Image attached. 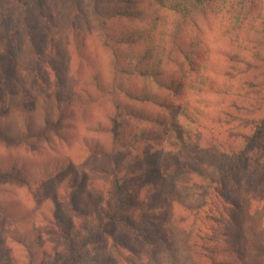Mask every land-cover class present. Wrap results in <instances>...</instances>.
<instances>
[{
  "label": "rangeland",
  "instance_id": "374dc122",
  "mask_svg": "<svg viewBox=\"0 0 264 264\" xmlns=\"http://www.w3.org/2000/svg\"><path fill=\"white\" fill-rule=\"evenodd\" d=\"M64 1L73 8V0ZM190 1L192 0H188ZM101 3L104 7V3ZM37 5L34 0H0V25H4L6 21L10 23L15 21L14 25L18 28V45L4 58L5 61L15 64L17 71L11 75L10 80L0 82V102L4 99L6 104L10 102V105H14L7 113L0 112V130L3 135L8 136L6 140H0V171L5 172L1 173L2 176L15 177L16 181L17 178L24 179V184H21L20 180L10 185L0 183V245L4 249L3 253L0 252V259L4 256L7 260V253L11 259L5 264H27V250L24 246L35 231L40 236L43 251L49 254L45 264H57V260L54 261V252L51 251L53 247H60L62 242L45 233L52 231L54 202H58L60 212L71 216L72 212L65 197L69 189L71 193L73 192L71 187H74L80 190L77 201L78 207L81 208L79 216L70 221L72 226L77 227L75 241L80 242L87 236H92L94 243L91 247L97 246V257L100 256L98 264H167L164 246L161 243L154 246L161 254L158 260L148 256L149 252L143 244L137 246L133 243L135 256L127 253L116 255L109 245L110 242L107 244L108 231L122 230L125 239L131 241L130 233L123 229V222L114 223L108 216L106 217L109 208H116L126 220L133 218L135 221H143L148 216L147 201L151 203L152 199L156 203L162 201L172 204L173 211L169 210L160 215L161 219L166 221L165 228L172 231L171 237L175 236L178 240L183 234L181 227L187 229L191 227L193 235L200 234L209 238L213 236L224 245L223 241H231L227 227L237 236L245 234L250 241L249 245L252 244V250H248L251 252L249 264H264V258L253 254L264 242V128L261 129L260 135H255L258 126L255 119L258 113H253L250 105L247 106V111L240 113L242 117L239 129L229 141L236 145L233 153L227 151L229 154L227 156H230L231 160L234 158L232 168L235 167V170L231 175H225L224 172L222 176L216 178L213 189L206 188L205 199L199 198V203H203L204 206L194 218L185 204L193 202L194 205L197 201V197L191 195L193 192L198 195L206 193L196 184L183 187L177 182L176 197L170 198L168 195L172 189L170 184L172 178L176 176L172 173L171 177L166 176L160 182L164 195L163 191L155 193L156 182L151 178L136 183L125 181L122 185L123 196L119 201L108 175L101 174L110 168L108 156L113 146L110 120L116 112V105L119 104L126 109L121 115V123L126 122V126L121 129L126 133L131 129V135L141 125L134 119L132 112H145L155 117L159 115L165 129L166 123L177 122L191 137L190 139L198 140V137H201V140L209 139L212 134L220 133L216 122L220 112L239 101V97L237 95L234 97V94L237 89L241 90L245 81L237 70V64L234 70L223 75L210 72V68L215 65L217 70L220 69L221 64L225 62L224 56L208 57L196 68L184 65L177 69L171 65L168 75L175 77L179 85L172 91H165L162 94L159 92L162 105L149 101L129 100L122 91L118 89L112 91L113 87H110L112 70L108 65V55H104L94 31L91 32V36L87 33L89 40L86 47L89 50L87 53H95L99 58V79L104 82L101 90L89 80V70L85 62L76 53L74 45L69 43L71 29L68 21L59 15L53 20V26H50L53 39L47 42V46L42 45L45 46L42 47L45 52L41 50V53L40 50L34 49L32 43L23 37L25 36L23 30L30 27H27L28 22L24 23L22 19L27 18L31 9L33 15L45 11V17H48L50 14L58 13L61 7L59 2L55 4L46 2L45 9ZM81 5L89 14L96 13L94 0H81ZM248 5L249 0H219L217 3L215 12L220 22H214L218 25V31L214 29V33L220 43L216 46L221 48L223 54L237 51L239 55L243 51L246 39L253 42L264 41V24L258 28V23L264 22V0H260L257 9L254 7L251 10ZM247 11L248 15H244ZM77 18L80 19L78 16ZM211 20L213 21L212 17ZM241 20L240 27L233 29ZM255 27L258 28L256 34L251 31ZM207 36L210 37L209 41L214 39L208 33ZM214 46L209 44L207 52L214 49ZM179 59L182 60L181 57ZM262 60L264 65V58ZM210 61L212 65L209 68L207 64ZM230 65L231 62H228L225 69L230 71L232 67ZM124 84L131 90L139 92L159 91L150 80L139 75H132ZM109 88L110 91L107 90ZM11 93L13 94L10 96ZM262 107L264 109V101ZM246 120L251 121L248 126L245 124ZM220 127L222 130L226 126ZM230 127L236 128V123H230ZM222 134L227 137L226 132ZM162 138L164 148L172 154L170 158L180 157L181 163H187V159L180 155L177 149L175 150L173 135ZM204 143L205 141H201L200 145ZM170 158L167 164L174 162ZM179 177L175 178L176 181L179 179L188 181L182 174ZM88 187L94 188V190L91 188L92 193ZM88 192L93 202H98L97 195L102 196L103 200H100L97 210L96 208L86 210L87 206L83 202L88 197ZM230 196L237 202L238 208L226 203ZM219 209L222 211L218 212ZM181 218H185L184 222ZM193 219L194 226L191 224ZM173 221L175 227L172 225ZM158 231H154L156 237L165 230ZM222 232L228 234L224 236ZM33 245L35 243L29 247L34 250ZM35 252L39 253L38 250Z\"/></svg>",
  "mask_w": 264,
  "mask_h": 264
},
{
  "label": "trees",
  "instance_id": "16d2710c",
  "mask_svg": "<svg viewBox=\"0 0 264 264\" xmlns=\"http://www.w3.org/2000/svg\"><path fill=\"white\" fill-rule=\"evenodd\" d=\"M184 1L94 0L96 13L89 14L84 11L81 0H73V8L68 3H65L64 0H34L38 4L37 6L43 7V9H45L46 2H51L52 4L59 2L61 7L58 13L50 14L48 17H45V11H40L39 14L33 15L31 14V9L30 13L27 14V18L22 19V22H28L27 27H30L23 30L25 34L23 37L27 38L29 43H32L35 50L41 51L43 50L42 47H45L42 45L46 44L47 46V42L53 39V35L50 34V26H53V20L59 15V17L68 21L69 29H71L69 43L74 45L76 53L85 62V66L89 70V80L93 81V85L101 90L104 87V82L99 79V58L96 57L95 53H87L89 50L86 47L89 40L87 36L88 34L91 36V32L94 31L100 47L104 50V55H108V65L112 70L110 81V87H113L112 91L118 89L126 97H129V100L136 102L149 101L153 104L162 105L163 101L159 100V92L162 94L165 91H172L175 86L179 85L175 77L168 75L171 65L176 66L177 69L184 65H189V68L192 66L196 68L198 64L206 61L208 57L224 56L225 62L221 64L218 70L215 65H212L211 61L207 64L209 68L212 65L210 72L223 75L234 70V66L237 64V70L240 71L241 78L245 81L241 90L237 89L234 94V97L235 95L239 97V101L235 102V104H230L220 112V117L216 118L220 133L217 135L212 134L209 139L202 138L201 140V137H198V140L190 139L191 137L177 122L166 123L167 129H165L159 115L155 117L150 113H134L132 111L134 119L140 122L141 125L131 135V129L128 133L121 129L126 126V122L121 123V115L125 113L126 109L115 102L118 105L115 106L116 112L110 120V124H112V129L110 128L111 144L113 145L110 156H108L110 168L108 171H103L104 173L101 172V174L108 175L119 201L123 196L122 185L125 181L136 183L151 178V180L156 182L155 193H159V191H163L160 182L166 176L171 177L170 173H172L176 175L175 178H178L182 174L183 178L188 179V181H179L180 179L176 181L175 178H172V183L170 184L172 189L168 192V195L170 198L176 197L177 182L183 187L188 186V184H196L206 191V193L201 195L193 192L191 195L192 197H197V201L194 202V205H192L193 202L188 204L186 202L185 204L186 209L191 212V216L194 218L195 214L204 206L199 201L207 196L206 188L212 187L213 189V186L216 185V178L222 176L224 172L225 175H231L235 170V167L232 168L234 158L231 160L230 156H227L229 155L227 151L229 150L230 153H233L236 148V145L229 141L231 140L230 138L237 134L236 130L239 129L240 118L242 117L240 113L247 111V106L250 105L253 113H258L255 119L258 124L255 135H260L261 129L264 128V109L262 107L264 101V65H262L264 41L255 40L253 42L246 39L245 46L242 48L243 51L239 54L240 56L237 51H234L235 53L229 51L223 54L221 48L216 46L220 43L218 36L215 37L214 33V29L218 31L217 23L220 22L216 18L218 16L215 12L219 0ZM101 2L104 3V7H102ZM259 2L260 0H249L248 8L252 10L256 7L255 9H257ZM248 13L247 11L244 15H248ZM214 22L217 23L215 24ZM15 23V21L11 23L6 21L4 25H0V82L7 79L10 80L11 75L17 71L15 64L4 60L6 54L12 52L13 47L18 45V28L14 25ZM241 24L242 20L233 29L239 28ZM262 24L264 22L260 21L258 28ZM153 25L155 26L154 28L152 27ZM258 28L255 27L251 31L256 34ZM207 33L214 39L209 41L210 39L208 38L210 37L207 36ZM209 44L215 46L213 47L214 49H210L207 52ZM228 62H231L232 65L230 71L225 69ZM233 74L235 75V73ZM132 75H139L143 79L150 80L159 91L139 92L131 90L124 82ZM209 86L212 85L209 84ZM107 90L110 91V88ZM12 94L9 95L11 96ZM7 99L10 98L7 97ZM3 100L0 102V112L7 113L11 107L14 108V105H10V102L6 104L7 102L5 103ZM127 114L132 116L130 113ZM222 117L225 118L223 119ZM250 122L246 120V126ZM230 123H236V128L230 127ZM149 125L153 126L149 128L147 127ZM221 125L226 127L221 130ZM98 127L101 128L100 126ZM223 132H226L229 139L224 137ZM170 134L174 137L172 142L175 150L177 149L180 155L187 159V163H181L182 159L179 156V159L170 158L171 152L164 148L162 136L167 137ZM7 138L8 136L3 135L0 130V140H6ZM201 141H205V143L200 145ZM156 146L159 147L156 149ZM238 152L239 150L236 153ZM168 158L171 161L174 160V162L167 164ZM204 169H207V171ZM1 173L5 172L0 171V183L10 185L20 180L21 184H24V179L17 178L18 180L16 181L15 177L2 176ZM204 181L205 184H203ZM91 188L94 190L93 187ZM91 188L88 187L90 193H92ZM71 189L73 192L71 193L69 189V193L65 197L66 201H68L67 206L72 212L71 216L60 212V206H57L58 202H54L52 231L45 233L48 236H52L56 241L62 242L60 247H53L51 251L55 255L54 261L57 260V264H98L100 256L97 257L98 253L96 250L98 247H91L94 243L92 236L89 235V237L87 236L86 239L80 242L75 241L77 227L72 226L70 221L74 217H78L81 211L77 201L80 190H76L74 187H71ZM80 195L83 196L82 194ZM90 197L91 195L88 192V197L83 202L87 206L86 210L88 208H96L95 210H97L102 196L97 195L98 202H93ZM174 201L177 200H172V202ZM227 202L232 207L238 208L237 202L233 197L227 198ZM147 204L148 216L143 221H135L133 218L126 220L121 217L120 212H117L116 208H109V213L106 214V217L108 216L109 220L114 223L123 222V229L127 230L126 233H130L131 241L129 242L127 241L128 239H125L122 230L108 231L106 233L107 244L110 242L109 245L112 246V250L116 255L127 253L135 256V250L132 246L133 243H136L137 246L143 244L149 252L148 256L158 260L161 254L156 251L154 246L157 243H161L164 246L167 264H249L251 252L248 250H252V244L249 245L250 241L247 240L245 234H238L237 236L226 227L231 234H229L231 241L225 240L223 241L224 245H222V241L214 239L213 236L209 238L200 234L193 235L191 227L189 229L181 227L183 234L177 240L175 236L171 237L172 231L170 232L165 228L166 221H163L160 217L161 213L169 210L173 211L172 204L162 203V201L159 203L157 201L156 203L153 199L151 203L147 201ZM190 205L192 206L188 207ZM220 211L222 210L219 209L218 212ZM103 213L104 211L102 210L101 214ZM84 215L88 216L87 214ZM184 220L185 218L183 222ZM191 224L192 226L195 225L194 219ZM172 225L176 226L174 221ZM85 230L88 231V229ZM158 230L165 231L156 237L154 231L159 232ZM33 232L30 239L28 238L26 241V246L23 245L27 250V264H45L47 259H49V254L43 251L42 245H40V236L35 231ZM221 234L225 236L228 233L222 232ZM33 243H35L33 245L34 250L29 247ZM248 245L251 247L250 249ZM37 250L39 253L35 252ZM2 251L4 249L0 245V252L3 253ZM253 254L264 258V242H262L260 249ZM6 256L7 260L3 256L0 259V264L9 263L8 261L11 258L7 253Z\"/></svg>",
  "mask_w": 264,
  "mask_h": 264
}]
</instances>
